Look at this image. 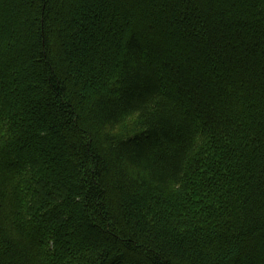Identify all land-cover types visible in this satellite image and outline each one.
<instances>
[{
    "label": "trees",
    "instance_id": "16d2710c",
    "mask_svg": "<svg viewBox=\"0 0 264 264\" xmlns=\"http://www.w3.org/2000/svg\"><path fill=\"white\" fill-rule=\"evenodd\" d=\"M0 264H264V0H0Z\"/></svg>",
    "mask_w": 264,
    "mask_h": 264
}]
</instances>
